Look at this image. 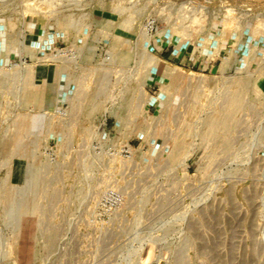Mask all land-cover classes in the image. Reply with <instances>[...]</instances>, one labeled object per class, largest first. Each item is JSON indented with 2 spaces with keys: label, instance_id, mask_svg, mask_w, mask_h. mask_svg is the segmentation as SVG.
Segmentation results:
<instances>
[{
  "label": "rangeland",
  "instance_id": "374dc122",
  "mask_svg": "<svg viewBox=\"0 0 264 264\" xmlns=\"http://www.w3.org/2000/svg\"><path fill=\"white\" fill-rule=\"evenodd\" d=\"M150 17L160 36L140 31ZM156 38L207 54L213 66L170 63L155 53ZM53 46L78 47L88 64L99 62L104 48L113 69L93 72L88 89L59 93L54 66L70 65L48 60ZM23 55L27 69L0 73V264H264V0H0V64ZM146 80L160 100L149 114L171 105L137 135V112L122 129L136 157L155 164L138 176L135 191L146 197L133 207V224L103 228L92 185L88 228H57L74 222L54 215L53 187L68 208L72 185L63 179L75 178L78 156L67 154L70 173L53 174L41 201L40 140L82 119L78 135L64 138L80 141L87 124L103 123L105 97L124 115L133 88ZM60 100L71 102L70 121L46 123ZM118 121L107 119L111 136L120 134ZM182 163L190 178L179 175ZM94 170L88 187L97 181ZM170 204L161 218L169 221L154 223Z\"/></svg>",
  "mask_w": 264,
  "mask_h": 264
},
{
  "label": "built area",
  "instance_id": "2783aa9c",
  "mask_svg": "<svg viewBox=\"0 0 264 264\" xmlns=\"http://www.w3.org/2000/svg\"><path fill=\"white\" fill-rule=\"evenodd\" d=\"M140 31L145 34V36L152 38L160 36V34H158V23L153 17L146 19L143 24H141ZM162 43V40L156 38V43L154 44L155 48L157 45ZM102 51L104 53L99 62L95 64H88L83 61L82 54L78 47L53 46L48 52V60L56 64L70 65L61 66V70H63L62 73H64L66 78L63 79V86V82L59 84L60 89H66L70 92L69 88L74 87L75 90H80L81 92L83 87L88 89V78L90 79L93 72L95 73L96 71L103 70V72L107 73L111 71L114 66L113 54L104 48H102ZM28 66V57L23 55L9 60L6 64H0V73L11 75L17 71L25 69ZM146 86H149L146 88L149 89L148 91L150 92L151 85L147 83V80ZM78 93L76 92L75 95ZM108 97H105V100H103L104 104H110ZM170 103L171 102H169L168 105H171ZM70 105L71 102L66 103L63 101L53 104V106L46 112V123L58 124L70 121ZM153 105V102L145 103L143 106V116L146 118L153 117L154 121L152 122L155 123V121H158L161 112L164 110L165 112L168 111V105L166 106L163 102L157 115H151L149 114V111ZM129 116L131 118V114L127 116V120L130 119ZM73 117L74 115L72 118ZM108 117L114 116L104 115L103 123L101 125L94 124L95 127L93 129H90L87 124L85 126L86 133L81 137L80 141H68L64 138H66V136L75 137L78 135L75 130L83 122L81 121V118V120H79L80 123H78V127L72 126L70 128H65L62 131H58L56 135L49 137H55L54 139L56 142H48L49 138L40 140V142L45 141V144L41 147L39 145V153L44 159V162H42V172L45 174L43 180L46 181V183L43 184H46V186L41 185L38 190V196L41 201H44L46 198L42 190L48 189L47 186L49 183L56 179L53 174H57L61 171H65L64 174L70 173V171L67 172V170H65L69 169L71 166V162L65 160V158H67V154L73 152L78 156V161L73 162L72 164L73 171L71 173L75 178L70 177L63 179V182L72 185L70 193L71 196L68 197L70 201L68 208H65L62 204L64 197L60 200V197L57 196L58 188L53 187L55 192L54 196L56 198L55 211L53 212L54 215L58 217L69 216L70 220L74 222L72 226L59 225L57 228H88V197H90L89 190L92 185H96L94 190V199L92 200L94 201V206L97 209L96 214L100 219V223L103 228H127V224H129V222H132L131 224H133L135 216L132 211L133 207L135 204L138 205L142 202L143 198L146 197L144 194L141 196L138 195L139 191L135 189V185L140 181L138 176L142 172L141 170L146 166L148 167V165L153 167L155 164L153 162H149V164L144 165L143 162L136 157L135 149L131 141L123 138V134L125 132L122 130L123 128L121 129L118 127L117 123L116 127L119 128V132L120 130L122 131V133H118L121 136L118 134L116 136H111V132L106 130ZM138 118L137 113L136 119ZM133 127L134 125L132 128ZM100 129H103V133L99 131ZM152 130L153 129H150V131ZM41 134H44V130H42ZM93 169H95L94 171L98 175L96 178L97 181L96 183L90 184L88 187V184L90 183V181L88 182V178H90V173ZM179 170V175L181 173V175L185 178L191 177L187 163H182ZM46 175H48V177H46ZM57 181L62 182L59 181V179ZM135 190L138 191V193ZM42 195H44V198L41 197ZM169 195L171 194L169 193ZM170 199H172V197H170ZM40 204L43 207L45 206L42 202ZM169 207L171 208L163 212L157 219H155L154 223L158 221L160 224H163L169 221L168 219H161L162 217L164 218L166 214H170L173 204H170ZM43 214L40 213L42 216Z\"/></svg>",
  "mask_w": 264,
  "mask_h": 264
},
{
  "label": "bare ground",
  "instance_id": "6f19581e",
  "mask_svg": "<svg viewBox=\"0 0 264 264\" xmlns=\"http://www.w3.org/2000/svg\"><path fill=\"white\" fill-rule=\"evenodd\" d=\"M54 67H57V68L60 69V72H61L60 77H61V83H62L63 82V79L66 78V76L64 75V73H62V71H63V70H61L62 67L61 66H54ZM158 68L159 67L156 66V70H158ZM149 78H152V77L150 76ZM123 90H120L119 93L122 92ZM61 92L63 93L64 91L62 89H60L59 90V93H61ZM143 93H144V98H142V94ZM64 97H66V92H65V96ZM120 100H121L120 103H122V101H124L122 99H120ZM154 100H158L160 102L158 96L156 97V96H154L152 93H150L148 91V89L146 88V83H145L142 86L140 85L139 87H134L133 88V92L130 94V97L128 98L127 103H125V106L127 105V107H128L127 110H129V112H127L126 114L123 115L121 113V108H117V107L112 108L111 106L106 105L105 108H104L105 109L104 110V115H108V116L112 115L115 118H117L118 120H120V121L117 122V125H118L119 128L122 129V128H125L124 126H126L125 123L127 122L126 120L128 119L127 116L130 115V114H132V112H137L139 118L134 122V127L131 130L132 133H134L135 135H137V134H139L140 127L142 125L147 124L148 122L154 120L153 117L152 118H150V117H147L146 118L145 116H143L144 115L143 114L144 113L143 106L145 105V103H150V102H153ZM60 102H61V100H60ZM70 111H71V109H70ZM139 115H141V116H139ZM100 130H101V133H103V129H100ZM120 132L122 133L121 130H120Z\"/></svg>",
  "mask_w": 264,
  "mask_h": 264
},
{
  "label": "crops",
  "instance_id": "0c3cea01",
  "mask_svg": "<svg viewBox=\"0 0 264 264\" xmlns=\"http://www.w3.org/2000/svg\"><path fill=\"white\" fill-rule=\"evenodd\" d=\"M4 53H8V54L10 53L11 54L10 51L4 52ZM155 53L157 55H160L161 57H163L168 62L182 66V67H185V68L186 67H195L196 64L201 66V68H206L207 66H213V62H212V60H210L211 58H209L207 54L201 53L198 55H191V53H189L186 49L184 50L182 48V46L179 47V49H178L175 47V45H173V43H171V44H163L162 43V44L157 45L155 48ZM6 56H5V58H6ZM229 64L230 63L223 62L224 66H227ZM157 77L159 78V80H161L160 76H158V75L154 78V80L157 79ZM169 80H170V78H169ZM164 81H165V77H163L161 80L162 85H164ZM27 106H33L34 107V104H33V102H30L29 104H27ZM52 106H53V104L50 107H52Z\"/></svg>",
  "mask_w": 264,
  "mask_h": 264
}]
</instances>
